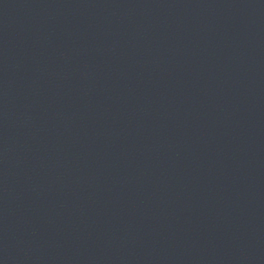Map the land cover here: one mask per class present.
Here are the masks:
<instances>
[{"label":"water","instance_id":"95a60500","mask_svg":"<svg viewBox=\"0 0 264 264\" xmlns=\"http://www.w3.org/2000/svg\"><path fill=\"white\" fill-rule=\"evenodd\" d=\"M54 264H264V0H0Z\"/></svg>","mask_w":264,"mask_h":264}]
</instances>
